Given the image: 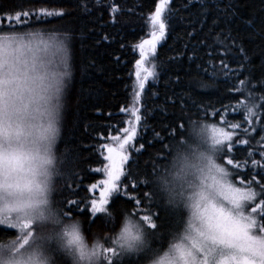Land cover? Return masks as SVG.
<instances>
[{"label": "snow or ice", "instance_id": "snow-or-ice-1", "mask_svg": "<svg viewBox=\"0 0 264 264\" xmlns=\"http://www.w3.org/2000/svg\"><path fill=\"white\" fill-rule=\"evenodd\" d=\"M170 2L159 0L149 17L151 38L137 45L140 59L132 106L120 109L130 113L129 126L122 137H111L118 147L103 145L106 179L85 189L93 192L99 187V197L59 202L56 180L63 177L64 160L57 151L73 75L72 37L55 36L65 55L54 69L52 60L42 55L48 48L45 34L28 30L29 18L64 13L42 8L0 14V225L16 230L15 235L0 238V264H264V78L257 81L259 87L249 76L229 89L244 97L234 109L242 122L229 124L230 113L215 110L222 126L192 121L190 128L169 125L165 139L154 132L156 140L149 142L166 149L163 156L155 155L167 163L161 168L154 165L151 176L143 179L133 172L136 162L128 148L142 121L141 94L155 75L143 65L165 39ZM117 11L111 7L112 13ZM217 40L226 50L231 47L226 40ZM237 50L246 55L242 46ZM183 87L193 94L191 82ZM251 133L259 135L258 149L244 147L255 140ZM241 135L249 138L234 139ZM242 147L245 155L239 158L234 152ZM144 148L139 144L137 152ZM141 187L150 190L137 195ZM118 197L132 202L134 212L124 215L118 231L87 242L73 213L90 209V223L102 216L115 228L110 208ZM154 205L158 210L153 211ZM161 207L171 219L161 217Z\"/></svg>", "mask_w": 264, "mask_h": 264}, {"label": "trees", "instance_id": "trees-1", "mask_svg": "<svg viewBox=\"0 0 264 264\" xmlns=\"http://www.w3.org/2000/svg\"><path fill=\"white\" fill-rule=\"evenodd\" d=\"M158 2L0 0V14L21 9L38 11L42 8L64 13L63 16L29 18L28 30L45 34L43 39L48 48L42 55L52 60L54 69L61 64L65 55L55 36L72 37L70 52L73 75L66 91L57 151L58 157L64 160L61 167L63 177L56 180L57 202L99 197V187L93 192L85 189L92 183L99 184L106 179L103 168L107 164L104 159L107 151L103 145L118 147L111 137H122L123 128L129 126L130 113L121 112L120 109L132 106L136 61L140 59L137 45L151 38L149 17ZM204 5L210 7L205 8ZM112 6H116L118 11L112 13ZM165 16L169 24L165 39L157 45L155 55L150 54L143 65L155 75L149 77L141 94L139 106L142 121L137 126L136 140L128 148L131 160L136 162L133 172H139L138 179L150 177L154 165L161 168L167 163L155 155L163 156L166 149L159 142L149 143L156 140L154 132L160 133L163 140L169 125L183 123L190 128L192 124L189 121H192L217 122V126H222L220 117L214 115L215 110L230 113L226 117L229 124L242 122V115L234 109L237 101L244 97L229 89L234 84L239 86V80L249 76L253 84L264 78V0H171ZM229 36L232 39H227ZM218 37L226 40L231 47L226 50V45L219 43ZM241 46L246 55L237 50ZM222 60L229 66L228 69L223 67ZM187 82H191L192 95L183 87ZM205 109L207 117L204 115ZM259 128L257 124L258 131ZM251 136L255 140L244 147L258 149L255 141L259 140V135L251 133ZM245 138L249 137H234ZM141 143L145 148L137 152ZM234 154L243 158V147ZM256 158H259L258 154ZM97 168L101 171H94ZM125 171H128L127 166ZM66 185L74 186L73 190ZM149 190L141 187L136 194L142 196ZM132 191L129 188V192ZM110 210L115 217V228L106 223L102 216L90 223V219H93L89 214L90 209L73 213L72 219L81 222L87 242L118 231L124 215L134 212V205L124 197L113 198ZM156 210L157 206L154 205L153 211ZM159 211L162 218L171 219L167 210L161 207ZM15 234V230L0 225V238L6 239Z\"/></svg>", "mask_w": 264, "mask_h": 264}, {"label": "rangeland", "instance_id": "rangeland-1", "mask_svg": "<svg viewBox=\"0 0 264 264\" xmlns=\"http://www.w3.org/2000/svg\"><path fill=\"white\" fill-rule=\"evenodd\" d=\"M160 215H161V213H160ZM162 216V215H161ZM13 230H15V229H13ZM16 231V230H15Z\"/></svg>", "mask_w": 264, "mask_h": 264}]
</instances>
